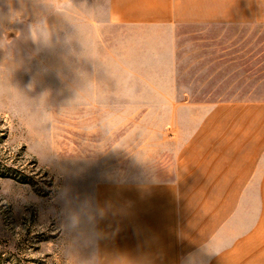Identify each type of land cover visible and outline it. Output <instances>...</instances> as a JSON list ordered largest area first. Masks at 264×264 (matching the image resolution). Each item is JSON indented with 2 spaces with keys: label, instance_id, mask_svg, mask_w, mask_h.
<instances>
[{
  "label": "rangeland",
  "instance_id": "374dc122",
  "mask_svg": "<svg viewBox=\"0 0 264 264\" xmlns=\"http://www.w3.org/2000/svg\"><path fill=\"white\" fill-rule=\"evenodd\" d=\"M115 1L0 0V264H94L109 194L185 176L210 103L264 99V24Z\"/></svg>",
  "mask_w": 264,
  "mask_h": 264
},
{
  "label": "crops",
  "instance_id": "0c3cea01",
  "mask_svg": "<svg viewBox=\"0 0 264 264\" xmlns=\"http://www.w3.org/2000/svg\"><path fill=\"white\" fill-rule=\"evenodd\" d=\"M112 12L147 25L264 24V0H116ZM210 105L188 136L185 176L100 204L94 264H264V99Z\"/></svg>",
  "mask_w": 264,
  "mask_h": 264
},
{
  "label": "clouds",
  "instance_id": "9594fccd",
  "mask_svg": "<svg viewBox=\"0 0 264 264\" xmlns=\"http://www.w3.org/2000/svg\"><path fill=\"white\" fill-rule=\"evenodd\" d=\"M212 254H216L217 255V253L216 252H213V251H210Z\"/></svg>",
  "mask_w": 264,
  "mask_h": 264
}]
</instances>
